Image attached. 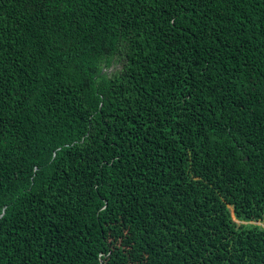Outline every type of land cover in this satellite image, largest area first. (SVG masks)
I'll use <instances>...</instances> for the list:
<instances>
[{
    "label": "trees",
    "instance_id": "obj_1",
    "mask_svg": "<svg viewBox=\"0 0 264 264\" xmlns=\"http://www.w3.org/2000/svg\"><path fill=\"white\" fill-rule=\"evenodd\" d=\"M0 264H264V0H0Z\"/></svg>",
    "mask_w": 264,
    "mask_h": 264
},
{
    "label": "rangeland",
    "instance_id": "obj_2",
    "mask_svg": "<svg viewBox=\"0 0 264 264\" xmlns=\"http://www.w3.org/2000/svg\"><path fill=\"white\" fill-rule=\"evenodd\" d=\"M116 66H118V65H116ZM238 224H240L241 223V221H238V220H235Z\"/></svg>",
    "mask_w": 264,
    "mask_h": 264
}]
</instances>
